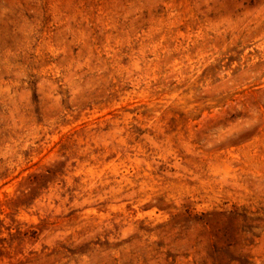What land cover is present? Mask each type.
Wrapping results in <instances>:
<instances>
[{"label":"rangeland","instance_id":"obj_1","mask_svg":"<svg viewBox=\"0 0 264 264\" xmlns=\"http://www.w3.org/2000/svg\"><path fill=\"white\" fill-rule=\"evenodd\" d=\"M0 264H264V0H0Z\"/></svg>","mask_w":264,"mask_h":264}]
</instances>
